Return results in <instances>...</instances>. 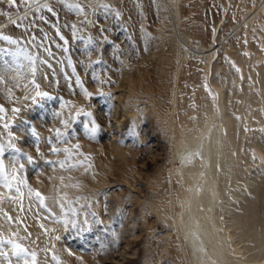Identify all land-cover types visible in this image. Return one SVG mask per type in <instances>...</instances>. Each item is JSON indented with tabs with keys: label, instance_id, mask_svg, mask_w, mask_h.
Returning <instances> with one entry per match:
<instances>
[{
	"label": "rangeland",
	"instance_id": "374dc122",
	"mask_svg": "<svg viewBox=\"0 0 264 264\" xmlns=\"http://www.w3.org/2000/svg\"><path fill=\"white\" fill-rule=\"evenodd\" d=\"M178 7L176 17L164 0H29L28 6L0 0V13H7L0 15V34L19 41L0 40V264H31L32 253L36 264H189L179 237L180 260L166 254V238L176 233L153 215L148 191L150 180L175 166L162 138L168 88L179 78L185 111L215 93L214 79L235 75L247 50L264 53V28L251 26L264 0H178ZM65 23L76 25L75 36ZM213 39L226 55L218 53L207 71L194 46L206 49ZM179 49L186 53L178 67ZM12 71L19 84L9 78ZM79 109L92 116H76ZM91 120L99 125L95 138L85 128ZM9 181L11 189L4 186ZM29 188L41 193L45 207ZM254 206L264 222V180Z\"/></svg>",
	"mask_w": 264,
	"mask_h": 264
},
{
	"label": "bare ground",
	"instance_id": "6f19581e",
	"mask_svg": "<svg viewBox=\"0 0 264 264\" xmlns=\"http://www.w3.org/2000/svg\"><path fill=\"white\" fill-rule=\"evenodd\" d=\"M164 2L178 17V0ZM257 16L251 26L264 28L263 7ZM194 48L206 58L207 71L218 53L226 55L214 39L206 49ZM246 52L235 62V75L214 79L215 93L185 111L177 99L179 78H171L161 122L175 166L150 180L148 191L151 212L176 233L164 246L173 262L182 255L179 237L189 264H264V222L254 206L264 180V53ZM185 53L177 52L178 67ZM12 72L9 78L19 84L20 74Z\"/></svg>",
	"mask_w": 264,
	"mask_h": 264
},
{
	"label": "snow or ice",
	"instance_id": "6c2138e0",
	"mask_svg": "<svg viewBox=\"0 0 264 264\" xmlns=\"http://www.w3.org/2000/svg\"><path fill=\"white\" fill-rule=\"evenodd\" d=\"M5 2L14 5V4L16 3V0H5ZM21 2L24 3L26 6H28V4H29V0H21ZM57 2L63 5L64 2H65V0H57ZM41 6H42L43 8H46V9L48 10L49 13H52L54 16L56 15L55 12H54V9H53L52 7H50L47 3H44V4H42ZM67 7H68L69 9H76V10L80 11L81 13L83 12V9L81 8V6H80L79 4H68ZM102 7L107 8L108 5H103ZM0 15H7V13H0ZM26 18H27V13H25V19H26ZM40 20L43 21V20H44V17L41 16V17H40ZM10 23L13 24L14 26H17V22L14 21V20H10ZM53 26H56V25L54 24ZM64 26H66V27H70V28L73 30V31H72V35H73V36L76 35V32H75V30H76V25H75V24H71V25H69V24L65 23ZM102 31H103V29H102ZM57 35H59V28H57ZM45 38H47V33H45ZM60 39L63 40L65 44L68 43V40L65 39V37H64L63 35H60ZM0 40L7 41L9 44H13V45H15V44H17V43L19 42L17 39H13L11 36H9V35H4V34H0ZM89 42L91 43V38H90ZM0 51H3V49H0ZM20 54H21V52H20V51H17L16 53H13L12 55L18 57ZM28 58L31 60V57H28ZM34 71H35V69H33V72H34ZM84 91H85V95H86V96H91V95H92V94H91L90 92H88L86 89H85ZM37 95H38V96H42V95H47V93L37 92ZM101 95H104V94L101 93ZM3 110H4L3 107H0V111H3ZM13 111H17V112H18L19 110H18V109H14ZM81 113H83V115L88 116V117H91V116H92V113H91V112H85L83 109H79V110L77 111V113H76V116L81 115ZM57 115H59V114H57ZM71 119H75V117H72ZM61 122H62L66 127H70V126H71L68 120H62ZM90 123H91L92 127H91V128H88V125L85 124V128L89 131L90 136H91L92 138H95V134L99 131V125L97 124V122H96L95 120H91ZM7 127H8V125L6 124V125H5V128H7ZM56 135H57V136H61V135H63V133H61L59 129H56ZM9 146L15 148V150H16L17 152L20 151V149H19V148H16V146H15L14 144H10ZM74 147L78 149L80 146H79V144H77V145H74ZM3 151H4V149H3L2 147H0V154H2ZM51 151H53V152H59V151H61V149H59V148H57V147H52V148H51ZM63 151H64V152H70V150L67 149V148H65ZM197 155H202V153H194V154H193V156H197ZM27 161H28V163H32V162H33V157H32L31 155H28V156H27ZM49 163H51V162L49 161ZM59 163H60L61 168L65 167V164H64L63 161H59ZM78 163L82 164L83 162H82V161H78ZM75 166H76V165H72V167H75ZM0 167H2V165H0ZM19 167H20V169H23V168H24V165L21 164V165H19ZM14 171H15V168H14ZM7 179H8V178L6 177V180H7ZM12 179H15V176H14V175H13ZM60 179H61V181H63V177H61ZM21 183H24V181H21ZM4 186H5L6 188L11 189L12 184H11V182L9 181V182H6V184H5ZM16 191H17V192H20V189L17 188ZM29 194H30V195H32V194L35 195V197L39 200V204H40L41 207H45V206H46V205H45V198L41 195V193H40L39 191H36V190H34V189H32V188H29ZM22 198H23V194L21 193V195H20V199H22ZM2 199H3V194H0V200H2ZM53 203H57V201L54 200ZM48 207H49V211H51V210H52V209H51V206H48ZM60 207L63 208L64 205L61 204ZM73 214H74V215L76 214V213H75V210H73ZM5 215L7 216V213H5ZM91 215L95 216L96 214H95V213H91ZM8 219H12V217L9 216ZM71 223H72V225H73L74 227L76 226V221H75V220H73ZM87 223H89V221H88L87 219H85V220L83 221V224H87ZM41 227H43V225H41ZM85 230H87V229H85ZM56 239L59 240L60 237H56ZM15 247H16V248H19V245H16ZM69 255H72V253H69ZM53 259H57V257H53ZM26 264H27V262H26ZM31 264H36V254H35V253H32V261H31Z\"/></svg>",
	"mask_w": 264,
	"mask_h": 264
}]
</instances>
